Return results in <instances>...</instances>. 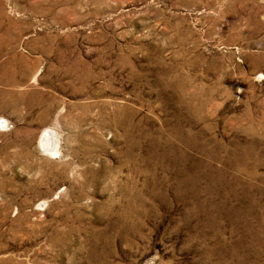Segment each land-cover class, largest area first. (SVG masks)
Returning a JSON list of instances; mask_svg holds the SVG:
<instances>
[{"label":"rangeland","instance_id":"rangeland-1","mask_svg":"<svg viewBox=\"0 0 264 264\" xmlns=\"http://www.w3.org/2000/svg\"><path fill=\"white\" fill-rule=\"evenodd\" d=\"M0 264H264V0H0Z\"/></svg>","mask_w":264,"mask_h":264},{"label":"bare ground","instance_id":"bare-ground-1","mask_svg":"<svg viewBox=\"0 0 264 264\" xmlns=\"http://www.w3.org/2000/svg\"><path fill=\"white\" fill-rule=\"evenodd\" d=\"M48 132L46 133V132H44V134H43V136H41V140H40V145L42 146V148L44 149V148H46V150H48L47 149V143L49 144V138L47 137L48 135ZM51 138V137H50Z\"/></svg>","mask_w":264,"mask_h":264}]
</instances>
